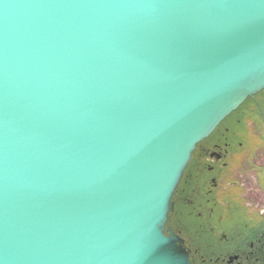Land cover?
I'll return each mask as SVG.
<instances>
[{"label": "water", "instance_id": "1", "mask_svg": "<svg viewBox=\"0 0 264 264\" xmlns=\"http://www.w3.org/2000/svg\"><path fill=\"white\" fill-rule=\"evenodd\" d=\"M264 89V0H0V264H190L192 153Z\"/></svg>", "mask_w": 264, "mask_h": 264}, {"label": "flooded vegetation", "instance_id": "2", "mask_svg": "<svg viewBox=\"0 0 264 264\" xmlns=\"http://www.w3.org/2000/svg\"><path fill=\"white\" fill-rule=\"evenodd\" d=\"M171 201L190 264H264V89L196 145Z\"/></svg>", "mask_w": 264, "mask_h": 264}, {"label": "rangeland", "instance_id": "3", "mask_svg": "<svg viewBox=\"0 0 264 264\" xmlns=\"http://www.w3.org/2000/svg\"><path fill=\"white\" fill-rule=\"evenodd\" d=\"M175 199H176V197L174 198V200H175ZM174 217H175V215L173 214V215H172V218H171V219H172V223L174 222Z\"/></svg>", "mask_w": 264, "mask_h": 264}]
</instances>
